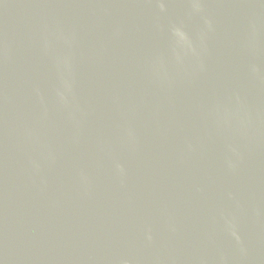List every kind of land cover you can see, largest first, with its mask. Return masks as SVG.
I'll return each instance as SVG.
<instances>
[{"label": "water", "instance_id": "95a60500", "mask_svg": "<svg viewBox=\"0 0 264 264\" xmlns=\"http://www.w3.org/2000/svg\"><path fill=\"white\" fill-rule=\"evenodd\" d=\"M0 264H264V0H0Z\"/></svg>", "mask_w": 264, "mask_h": 264}]
</instances>
